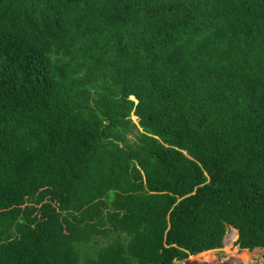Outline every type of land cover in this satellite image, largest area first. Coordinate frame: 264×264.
<instances>
[{"label": "trees", "instance_id": "1", "mask_svg": "<svg viewBox=\"0 0 264 264\" xmlns=\"http://www.w3.org/2000/svg\"><path fill=\"white\" fill-rule=\"evenodd\" d=\"M225 217L264 262V0H0V264H173Z\"/></svg>", "mask_w": 264, "mask_h": 264}, {"label": "rangeland", "instance_id": "2", "mask_svg": "<svg viewBox=\"0 0 264 264\" xmlns=\"http://www.w3.org/2000/svg\"><path fill=\"white\" fill-rule=\"evenodd\" d=\"M132 120L135 123H137V119L135 117H132ZM111 209L112 208H110V207L103 209L102 207L93 206L91 208L89 207L85 210L79 211V212H77V214H78V216H81V218L84 221H94L96 219V217H98L100 214L105 216V218H109V217H112L111 215H114L117 219H119V221H122L123 219H125L122 216H117L114 213V211H112ZM242 216H243V210H242V215L237 219V227H236L237 231H238V222H239V219L242 218ZM224 220H225L226 224L228 225V228H227V231H225V233L221 236V242H222L221 248L211 249V251L209 253H207L206 255L190 254L189 255V256H191L190 258L187 257L186 259L181 260V261H173V264H184V263H191V264H231V263L233 264L234 263L235 264L236 260H234V258L232 256V251H230V248H228L224 244V240H223V237L225 234L228 235V234L232 233L233 227L230 224L231 219H228V217H225ZM237 235L238 234H236V238L232 242V247H231V248L235 249L236 254L238 253V251H242V250H239L238 247L235 245ZM254 252L259 253L262 256L260 251L254 250ZM195 255L197 256L196 258H194ZM192 256H194V257H192ZM237 262L238 261H236V263ZM243 263H245V262H243ZM251 264H264V262L257 260V259H254V261H252Z\"/></svg>", "mask_w": 264, "mask_h": 264}, {"label": "water", "instance_id": "3", "mask_svg": "<svg viewBox=\"0 0 264 264\" xmlns=\"http://www.w3.org/2000/svg\"><path fill=\"white\" fill-rule=\"evenodd\" d=\"M237 234H238V231H237ZM237 237H238V235H237ZM184 264H191V263H184Z\"/></svg>", "mask_w": 264, "mask_h": 264}]
</instances>
